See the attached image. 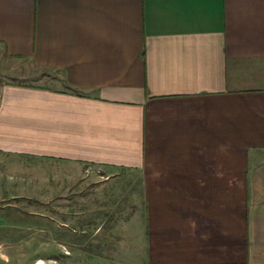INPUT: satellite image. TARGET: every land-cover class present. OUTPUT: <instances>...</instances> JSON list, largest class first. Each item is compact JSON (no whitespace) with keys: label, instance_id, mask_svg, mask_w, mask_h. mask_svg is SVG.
<instances>
[{"label":"crops","instance_id":"1","mask_svg":"<svg viewBox=\"0 0 264 264\" xmlns=\"http://www.w3.org/2000/svg\"><path fill=\"white\" fill-rule=\"evenodd\" d=\"M0 151L137 174L145 264H264V0H0Z\"/></svg>","mask_w":264,"mask_h":264},{"label":"rangeland","instance_id":"2","mask_svg":"<svg viewBox=\"0 0 264 264\" xmlns=\"http://www.w3.org/2000/svg\"><path fill=\"white\" fill-rule=\"evenodd\" d=\"M53 74V73H51ZM49 71L0 48V91ZM0 151V264H145L137 174Z\"/></svg>","mask_w":264,"mask_h":264}]
</instances>
